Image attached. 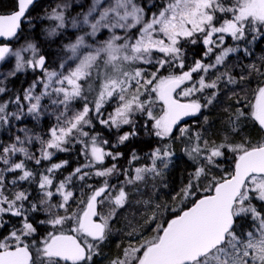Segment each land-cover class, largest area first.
Here are the masks:
<instances>
[{"label":"snow or ice","instance_id":"6c2138e0","mask_svg":"<svg viewBox=\"0 0 264 264\" xmlns=\"http://www.w3.org/2000/svg\"><path fill=\"white\" fill-rule=\"evenodd\" d=\"M34 2L0 15V37ZM71 6L45 17L46 43L82 33L57 60L39 38L0 47V62L15 60L0 73V264H264V140L243 135L249 117L264 130V56L244 62L264 41V0H92L69 19ZM220 107L227 124L209 135ZM141 133L155 146L121 164Z\"/></svg>","mask_w":264,"mask_h":264},{"label":"trees","instance_id":"16d2710c","mask_svg":"<svg viewBox=\"0 0 264 264\" xmlns=\"http://www.w3.org/2000/svg\"><path fill=\"white\" fill-rule=\"evenodd\" d=\"M49 0H39L36 2L33 7L28 11L25 18L22 21V27L18 35L11 41L12 49L16 50L18 47H22L27 45L29 42H36L37 38H39V43L41 44L42 51L45 53L48 57L51 53L52 47L55 46L53 43L49 44L45 42L44 33L47 31L48 27L51 25V21H48L45 19L47 13L50 12L51 8L48 6H45V2ZM86 0L83 1L82 5L74 6L73 8L69 9L67 11V14L69 15V19L71 17H75L77 13H81L84 10L87 9L86 6ZM16 0H0V14L8 13L16 9ZM71 32L73 34H76L75 31H68L69 38L71 35H69ZM66 32L63 33V35L59 39V43L67 42V38L65 37ZM200 51L199 47L192 48L189 51V63H191V58L193 57L194 53H198ZM261 56H264V41H260L257 43V45L254 46V56L249 58L248 60H245V63L248 62H256L259 60ZM8 58V57H7ZM6 58V59H7ZM237 61L233 59L230 64H236ZM3 65V61L0 63V68ZM239 70V69H237ZM34 78L31 71H26L19 73L16 78H13L8 82V87L11 90H19L22 87H26ZM256 84V79H253L252 87L254 88ZM209 119L212 120L213 126L209 130V135L213 134H222V130L227 124V117L223 114V108H217L214 109L209 116ZM52 123L51 120H49L47 123L41 122L36 130H46L48 126ZM200 123H202V118L199 123L195 122V118H192L189 120L186 124L187 126L192 127L193 129H198L200 126ZM29 128L33 127L32 123L28 124ZM98 130H100L98 128ZM105 135H109L107 132H105ZM246 137H248L253 143L259 142L261 140H264V133L259 127L258 123L252 120L250 117L245 121L244 124V133ZM115 133H112L109 135V138L114 140ZM156 144V141L154 139H151L147 136H145L143 133H141V136L135 140L132 141V143L128 144L127 146H121V151L125 154V159L121 160V164L126 163V159L128 157V154L130 153L132 148H135L138 153H140L141 156L145 152L150 151V146L154 147ZM175 151L177 153V163L176 168L173 169V176L172 179L176 182L177 185H179L182 175L184 174V169L188 167V165L185 162V158L182 155V148L183 145L177 141L174 145ZM59 159H71V157L67 154H60ZM72 167H75V161L73 160ZM225 167H229V165H225ZM64 175H67V172L64 173ZM33 195H36V192L33 187ZM165 218H169L165 216ZM123 218H121L122 221ZM119 223L116 225V227L119 226ZM122 241V237L116 236L115 234L112 236L110 242L104 247L103 251L104 254L108 257H113L117 251V245L120 244ZM98 264H108L107 260L98 257L97 258Z\"/></svg>","mask_w":264,"mask_h":264},{"label":"rangeland","instance_id":"374dc122","mask_svg":"<svg viewBox=\"0 0 264 264\" xmlns=\"http://www.w3.org/2000/svg\"><path fill=\"white\" fill-rule=\"evenodd\" d=\"M83 1L84 0H49V1L45 2L44 5L50 7L51 10H52L53 8L56 7V5L62 4V3H65V2H68V3H70L72 5L70 8L67 9V11H68L69 9L73 8L74 6L82 5L83 4ZM86 1H87L86 2V5H84V6H86L87 9L84 10L83 12H87L88 7L90 6V4L92 2V0H86ZM70 30L71 31H74L73 29H71L69 27L68 30L65 31L66 32V35H64L65 37H63V38H65V39L67 38V40H72V39H74V37H75L76 34H82V33L73 34V32H71L69 34V35H71V37L69 38V36H67V35H68V31H70ZM53 44L55 46L52 47L51 53L49 54V57H48V59H49L50 62L57 60L58 57H59V55L62 54L61 51H60V47H59V44L60 43L58 42V43H53ZM25 46L18 47V49L14 50V51H19L20 49H22ZM14 65H15L14 58L12 56H9L7 59H5V61H3V65L0 68V73H7L8 71H10L14 67Z\"/></svg>","mask_w":264,"mask_h":264},{"label":"water","instance_id":"95a60500","mask_svg":"<svg viewBox=\"0 0 264 264\" xmlns=\"http://www.w3.org/2000/svg\"><path fill=\"white\" fill-rule=\"evenodd\" d=\"M38 1H39V0H35L34 4H35L36 2H38ZM16 3H17V0H16ZM34 4H33V5H34ZM33 5L30 6V8L28 9V11L33 7ZM16 10H17V5H16V9H15V10H13V11H11V12H8V13L0 14V15H9V14L14 13ZM28 11H27V13H28ZM27 13H26V14H27ZM24 18H25V17H23L22 20H21L20 29L18 30L17 35H18V33L20 32V30H21V27H22V21H23ZM17 35H16V36H17ZM16 36H15V37H16ZM15 37H12V38H4V37H0V47H2V46H8V47H10V48L12 49L11 41H12ZM0 63H1V62H0ZM191 119H192V118H186V122H188V121L191 120ZM262 131H263V133H264V130H262Z\"/></svg>","mask_w":264,"mask_h":264},{"label":"flooded vegetation","instance_id":"af4514ba","mask_svg":"<svg viewBox=\"0 0 264 264\" xmlns=\"http://www.w3.org/2000/svg\"><path fill=\"white\" fill-rule=\"evenodd\" d=\"M187 123V122H186Z\"/></svg>","mask_w":264,"mask_h":264}]
</instances>
